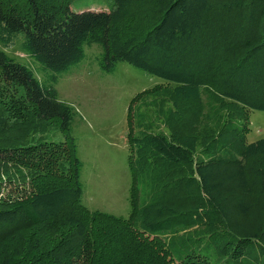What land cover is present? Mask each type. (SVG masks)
<instances>
[{"label": "trees", "instance_id": "1", "mask_svg": "<svg viewBox=\"0 0 264 264\" xmlns=\"http://www.w3.org/2000/svg\"><path fill=\"white\" fill-rule=\"evenodd\" d=\"M69 1L0 0V45L21 36L47 72L38 79L0 51V264H210L194 251L173 260L181 231L205 232L198 240L217 257L264 264V139L246 141L248 112H264V0H113L109 12L81 13ZM84 45L101 47L105 73L128 64L170 87L167 133L128 136V218L82 204L77 113L55 84ZM204 94L228 113L201 139L193 126ZM50 127L63 141L22 144ZM151 165V199L140 207L135 182Z\"/></svg>", "mask_w": 264, "mask_h": 264}, {"label": "rangeland", "instance_id": "2", "mask_svg": "<svg viewBox=\"0 0 264 264\" xmlns=\"http://www.w3.org/2000/svg\"><path fill=\"white\" fill-rule=\"evenodd\" d=\"M112 6L113 0L69 1V9L73 13L109 12ZM21 40L20 36L11 48L0 45V51L27 66L38 79L44 78L47 72L22 52ZM83 51L84 59L68 71L58 74L55 84L59 100L72 106L77 113L71 126V135L75 139L77 157L82 163V204L91 211L128 218L131 212L130 188L133 183L128 169V136L154 131L167 133L164 121L171 105L166 90L169 86L163 79L128 64H117L112 73H105L98 64L101 47L84 45ZM132 101L135 102L132 104ZM202 102L201 116L195 119L193 126L197 137L201 139V135L209 131H218L228 113L226 108L217 107L216 102L206 94ZM248 123L247 143L264 139V112H248ZM38 140L60 142L63 141V135L50 127L43 133L32 134L22 144ZM201 144L198 143V153L204 146ZM199 158L205 159L207 156ZM155 167L149 166L136 179L135 194L140 207L150 202ZM2 179L1 176L0 181ZM260 218V209H253L246 220L247 226L253 229L260 223ZM204 233L196 235L181 231L175 234V241L169 245L173 260L178 262L194 251L196 255L205 256L210 264H242L217 257L211 249L204 248ZM164 234L158 232L157 236L166 241L172 238L171 233ZM200 236L203 240H198ZM182 238L184 243L180 241Z\"/></svg>", "mask_w": 264, "mask_h": 264}]
</instances>
